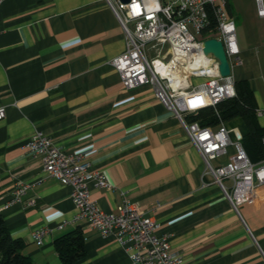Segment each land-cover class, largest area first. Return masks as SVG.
<instances>
[{
    "label": "crops",
    "instance_id": "obj_1",
    "mask_svg": "<svg viewBox=\"0 0 264 264\" xmlns=\"http://www.w3.org/2000/svg\"><path fill=\"white\" fill-rule=\"evenodd\" d=\"M260 47L256 58L250 46H240L242 63L232 73L249 81L264 126ZM125 49L124 30L105 0H3L0 215L12 236L26 242L23 252L36 264H63L55 240L80 228L86 257L78 264H133L113 236H101L84 220L74 222L71 188L49 176L42 157L27 148L39 131L65 152L83 153L113 183V189L89 183L104 212L125 200L137 204L162 225L159 234L170 235L184 264H264V184L236 212L221 187L204 176L202 156L152 87L123 86L110 61ZM226 124L247 133L236 119ZM229 151L216 163H227L234 147ZM18 185L29 187L12 204ZM41 228L49 232L38 246L33 234Z\"/></svg>",
    "mask_w": 264,
    "mask_h": 264
},
{
    "label": "built area",
    "instance_id": "obj_2",
    "mask_svg": "<svg viewBox=\"0 0 264 264\" xmlns=\"http://www.w3.org/2000/svg\"><path fill=\"white\" fill-rule=\"evenodd\" d=\"M105 1L126 36L125 51L110 61L123 86L127 89L152 87L156 97L179 119L190 142L202 156L204 176L213 178L239 213V207L251 201L256 188L264 184V160L252 162L243 145L244 135L228 128L226 122L212 127L189 120L202 110L236 96L233 73L223 77L219 74V60L204 52V42L217 39L223 43L232 71L235 65L242 63L230 1L132 0L128 4L119 0ZM256 1L258 15L264 18L263 0ZM2 2L0 0V6ZM165 46H168L166 51ZM194 78L205 81L195 85ZM5 117L6 108L0 107V120ZM232 133L235 140L231 138ZM230 147H234L235 153L228 162L216 163L229 155ZM27 148L42 157L49 176L71 188L76 208L74 222L84 220L101 236H113L128 252L133 264H184V256L173 249L170 235L159 234L162 225L147 217L137 204L125 200L110 213L99 207L91 197L89 183L94 181L104 189H113L114 185L104 173L92 169L83 153L65 152L39 131L29 140ZM28 187L18 185L10 203L18 202ZM66 224L62 223L59 228ZM48 232V228L34 232L38 246L44 244Z\"/></svg>",
    "mask_w": 264,
    "mask_h": 264
},
{
    "label": "trees",
    "instance_id": "obj_3",
    "mask_svg": "<svg viewBox=\"0 0 264 264\" xmlns=\"http://www.w3.org/2000/svg\"><path fill=\"white\" fill-rule=\"evenodd\" d=\"M236 96L219 103L216 107L202 110L191 116L190 121H197L202 126L217 127L222 121L230 122L241 118L247 133L243 145L254 163L264 160V126L259 122L258 102L255 92L246 79L236 80ZM26 242L14 238L0 215V264H36L24 254ZM55 250L63 264H78L86 257L85 237L80 228L64 234L55 240Z\"/></svg>",
    "mask_w": 264,
    "mask_h": 264
},
{
    "label": "rangeland",
    "instance_id": "obj_4",
    "mask_svg": "<svg viewBox=\"0 0 264 264\" xmlns=\"http://www.w3.org/2000/svg\"><path fill=\"white\" fill-rule=\"evenodd\" d=\"M233 15L236 20L237 25V37L240 42L241 48L244 45H248L251 47V52L256 58L262 52V48L260 46L264 45V18L258 15V3L256 0H229ZM264 3V0H263ZM133 28V25H131ZM258 46V49H256ZM168 49V46L164 47V51ZM204 78H194L193 83L195 85L204 82ZM239 121V126L242 132H245L246 127L240 119H236ZM238 123V122H237ZM231 138L235 140V134H231ZM223 164H225V159H221ZM220 161V162H221ZM216 164V163H214ZM226 184L229 181H225Z\"/></svg>",
    "mask_w": 264,
    "mask_h": 264
},
{
    "label": "water",
    "instance_id": "obj_5",
    "mask_svg": "<svg viewBox=\"0 0 264 264\" xmlns=\"http://www.w3.org/2000/svg\"><path fill=\"white\" fill-rule=\"evenodd\" d=\"M122 4L131 3L132 0H119ZM204 52L206 54H213L220 62L219 74L223 77L232 74L231 66L227 58L223 43L217 39H208L204 42Z\"/></svg>",
    "mask_w": 264,
    "mask_h": 264
}]
</instances>
